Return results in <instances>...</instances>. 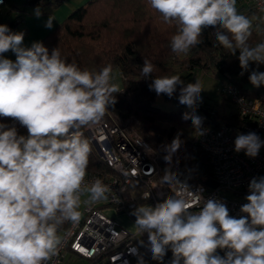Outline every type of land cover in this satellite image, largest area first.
<instances>
[{
	"label": "clouds",
	"instance_id": "9594fccd",
	"mask_svg": "<svg viewBox=\"0 0 264 264\" xmlns=\"http://www.w3.org/2000/svg\"><path fill=\"white\" fill-rule=\"evenodd\" d=\"M148 4L165 23L175 22L172 52L187 54L211 27L218 45L232 55L239 53L240 74L255 63L249 82L256 88L264 85V72L258 70L264 64V42L249 43L257 18L238 12L237 0H148ZM259 10L264 13V0ZM35 15H42L39 7ZM54 20L50 15L45 27L51 29ZM256 30L260 31L258 24ZM23 40V32L12 33L0 25V117L12 118L27 130V135H19L15 125L0 123V264H48L59 254V228L65 222L78 224L82 203L105 200L111 191L101 179L85 183L92 149L81 129L98 124L114 107L120 86L111 64L92 72L67 62L58 48L49 53L42 42L24 47ZM10 50L15 61L3 55ZM154 67L144 58L142 76L149 79ZM150 79L149 88L157 96L172 98L179 88V103L192 110L182 119H191L195 132L203 135L202 119L195 114L204 91L201 81L185 85L179 75ZM180 143L178 134L166 146L167 163ZM234 144L236 152L244 150L255 158L264 141L250 132L238 135ZM162 181L175 196L155 206L141 204L131 213L137 230L147 234L153 260L163 264L170 249V264H264V176L250 181L247 203L240 208L246 215L240 218L230 216L221 200H205L202 191H192L170 168ZM201 201L198 212L189 211ZM139 264H144L142 257Z\"/></svg>",
	"mask_w": 264,
	"mask_h": 264
},
{
	"label": "trees",
	"instance_id": "16d2710c",
	"mask_svg": "<svg viewBox=\"0 0 264 264\" xmlns=\"http://www.w3.org/2000/svg\"><path fill=\"white\" fill-rule=\"evenodd\" d=\"M65 1L26 0V5H31L35 9L39 7L42 14L49 15L51 11L46 12V9H57ZM112 2L119 6L114 9L116 6ZM100 3L105 4L107 12L101 18L97 16L98 19L92 21L91 18L96 16L92 9ZM237 9L248 17L257 18L253 22V33L249 43L255 45L264 42V13L246 4L244 0H237ZM26 11L17 6H11L7 10L0 6V25H7L10 32L15 33ZM257 24L260 31L256 30ZM176 31L175 22L165 23L161 15L149 6L148 0H89L56 25L42 40V44L49 53L58 48L63 59L77 64L81 69L98 72L104 66L111 64L113 70H119L123 89L116 94L117 103L114 107H110V110L118 113L125 120L134 117V122H138V131L158 154L163 175L165 169L170 168L171 171L178 173L182 181L206 183L213 177L212 167L196 137L180 144L172 155L171 164L164 160V156L167 155L166 146L171 144L170 138L173 136L176 124L188 123L193 133L195 132L191 119H182L184 113H191L192 110L179 103V88L172 98L161 94L166 99H174L179 104V108L175 111H165L157 107L154 103L157 94L149 88L152 82L150 78L175 75L171 69V62L176 53L172 52L170 41ZM214 31L215 29L211 27L205 29L201 36L202 43L186 54L188 58L186 61L177 64L186 67L189 70L188 74H193V71L199 68L204 70L211 68L223 79L235 84L245 96L254 97L264 93V85L259 88L253 87L248 79L250 71L257 69V65L252 63L249 71L241 75L239 53L232 55L229 50L218 45ZM140 34H144L145 38ZM144 58L155 66L149 79H145L141 74ZM258 70L264 72V64L259 65ZM223 98L228 99L225 94ZM195 114L202 119L201 128L209 126L216 129L226 122L239 134L255 132L260 139L262 138L263 133L258 129L256 121L240 116L237 111L227 116H220L213 110V106L204 100L197 103ZM0 123L15 125L19 135H27L26 128L12 118L0 117ZM163 123L172 124L171 131L163 127ZM195 135L197 136L196 132ZM91 149L87 175L113 174L106 161L92 145ZM68 226L69 222H65L58 233Z\"/></svg>",
	"mask_w": 264,
	"mask_h": 264
},
{
	"label": "built area",
	"instance_id": "2783aa9c",
	"mask_svg": "<svg viewBox=\"0 0 264 264\" xmlns=\"http://www.w3.org/2000/svg\"><path fill=\"white\" fill-rule=\"evenodd\" d=\"M244 1L259 10L260 0ZM6 3L3 0L0 6ZM221 92L233 103L240 116L256 121L263 133L261 140L264 141V93L248 97L229 82L223 85ZM131 119L125 120L116 113L108 112L98 124L85 128L90 144L113 172L107 176L87 175L85 183L101 179L111 191L105 200L84 204V215L79 223H69L59 234L62 238L59 254L48 264H139L141 257L144 264H160L152 259L147 234L142 235L137 230L135 217L131 213L141 204L155 206L175 196V192L162 181L158 154L146 139L131 129ZM202 130L204 134H197L196 139L210 161L212 179L218 183V187L212 188L203 182H183L194 192L202 191L205 200H221L226 204L230 216L240 218L246 215L241 213L240 208L247 203L245 197L249 194L250 181L264 176V145L252 158L245 155L244 150L235 151L234 142L240 134L228 123H222L216 129L207 126ZM224 191H230L240 198H228L224 196ZM82 199L86 200L87 194ZM202 204L203 201L189 211L198 212ZM111 209L119 215H127L132 226L120 224L111 217ZM217 253L223 256L224 250L217 249ZM171 258L169 249L163 264H170Z\"/></svg>",
	"mask_w": 264,
	"mask_h": 264
},
{
	"label": "rangeland",
	"instance_id": "374dc122",
	"mask_svg": "<svg viewBox=\"0 0 264 264\" xmlns=\"http://www.w3.org/2000/svg\"><path fill=\"white\" fill-rule=\"evenodd\" d=\"M6 1H7V3L3 6H1L3 9L7 10L11 6H17L21 10L22 9L27 10L26 13H24V15L22 17L21 22L17 26L16 32H23L24 37H25V35H29L30 33H32V31L35 32L34 34H36V37L33 39V42L37 39H38L37 42H42V40L45 38V36L48 33H50L56 27V25H58L60 23L57 21L58 23H55V25H53V27L51 29L44 27L42 29V32L38 31V30L37 31L36 30H30L29 27H31V29L38 28V26H36L35 22L40 23L39 21L36 20L38 18L35 15V8L32 7L31 5H26V0H6ZM88 1L89 0H66L57 9H54V10H52L51 8L46 9L47 10L46 12L51 11L50 12L51 14H49V15L42 14L40 16L43 18V20L41 21V25L46 23V21L50 15L57 16L58 18H62L61 22H63V20H65L70 15V13L72 11H74L75 9L86 4ZM112 3L114 6H116V7H114V9H116L119 6V5L117 6V4L115 2H112ZM92 10H93L94 14L96 15V16H93L91 18L92 21L98 19L97 16L101 18V16H104L105 13L107 12V8L105 7V4H103V3L96 5L95 9H92ZM28 19H30V20H28ZM55 20L53 22H55ZM43 21H45V22H43ZM152 25L155 28L154 22ZM140 36H143L145 38L144 34L143 35L140 34ZM3 55L12 61H15V59H16L15 54L11 50L4 53ZM186 59H188L186 54H180V55L174 54L173 55L172 62L170 61L172 63L171 69H172L173 73H175V75H179L185 84L193 83L197 79H199L202 83L203 90H204L201 93L200 102L205 100L206 102L210 103V105L213 106V110L216 113H218L220 116H227V115L234 113V111H236L235 106L233 105V103L229 99L223 98V94L221 92V88L223 87L224 84L228 83V80L223 79L222 76L218 75L217 72H215L211 68L205 69V70L199 68V69H196L195 71H193V74H188L189 70L186 67H181L179 64H177V63L181 64L183 61H186ZM173 61H176V63H174ZM113 75L115 78V82L119 84L120 90H122L123 89L122 76H121L119 70H114ZM154 103L157 107H159L165 111H175L176 109L179 108V104L174 99H166L163 95L157 96ZM108 112H113V111L109 109L106 112L104 117L107 116ZM113 113H115V112H113ZM116 114L119 115L118 113H116ZM131 118L132 119L130 121L129 126L131 127V129H133L134 132H136L138 135L143 137V135L140 134V132L138 131V122H134V117H131ZM223 120H225V119H223ZM162 125H163V127H165L169 131H171V129L173 127V125L170 123H163ZM82 132L84 133V135L86 137L85 128L82 129ZM178 134H179V139H180L181 143H185V141L193 140V138L196 137L195 132L193 133L191 126L188 123L176 124L175 130L173 129V134H172L173 136H171V138H170V143L173 141L174 138L177 137ZM148 143H149V141H148ZM160 166H161V164H160ZM161 169H162V166H161ZM162 176H163V169H162ZM223 194H224V196L231 198V199L240 198V197H237L238 195H236L230 191H224ZM82 201H84V200L82 199ZM80 211L82 212V216H83L84 215V203H82ZM109 215L111 217L115 218L120 224L124 223L128 227L132 226L131 219L127 215H119L113 209H111L109 211ZM60 233H58V234H60Z\"/></svg>",
	"mask_w": 264,
	"mask_h": 264
},
{
	"label": "crops",
	"instance_id": "0c3cea01",
	"mask_svg": "<svg viewBox=\"0 0 264 264\" xmlns=\"http://www.w3.org/2000/svg\"><path fill=\"white\" fill-rule=\"evenodd\" d=\"M55 17V22H53V25H55V23H58V22H60L61 23V19L62 18H58L57 16H54ZM28 20H30V19H28ZM37 21H39L40 23H37V22H35L36 23V26H38V28H35V29H31V27H29V29L30 30H38V31H41L42 32V29L45 27V23L43 24V25H41V21L43 20V18L42 17H39L38 19H36ZM58 21V22H57ZM64 21V20H63ZM43 22H45V21H43ZM29 33V32H28ZM35 32H33L32 31V33H30L29 35H25V37H24V40H23V46L24 47H31V45L36 41L37 42V40H35L34 42H33V39L36 37V34H34ZM49 34V33H48Z\"/></svg>",
	"mask_w": 264,
	"mask_h": 264
},
{
	"label": "water",
	"instance_id": "95a60500",
	"mask_svg": "<svg viewBox=\"0 0 264 264\" xmlns=\"http://www.w3.org/2000/svg\"><path fill=\"white\" fill-rule=\"evenodd\" d=\"M206 184H207L208 186L212 187V188H216V187H218V183H217L215 180H213V179H209V180H207V181H206Z\"/></svg>",
	"mask_w": 264,
	"mask_h": 264
},
{
	"label": "snow or ice",
	"instance_id": "6c2138e0",
	"mask_svg": "<svg viewBox=\"0 0 264 264\" xmlns=\"http://www.w3.org/2000/svg\"><path fill=\"white\" fill-rule=\"evenodd\" d=\"M80 250H81V251H84V249H83V248H81Z\"/></svg>",
	"mask_w": 264,
	"mask_h": 264
}]
</instances>
